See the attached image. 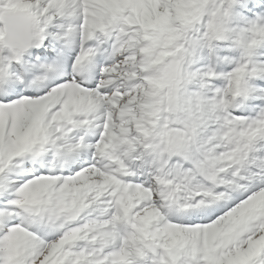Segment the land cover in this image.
<instances>
[{
    "label": "snow or ice",
    "instance_id": "1",
    "mask_svg": "<svg viewBox=\"0 0 264 264\" xmlns=\"http://www.w3.org/2000/svg\"><path fill=\"white\" fill-rule=\"evenodd\" d=\"M0 264H264V0H0Z\"/></svg>",
    "mask_w": 264,
    "mask_h": 264
}]
</instances>
